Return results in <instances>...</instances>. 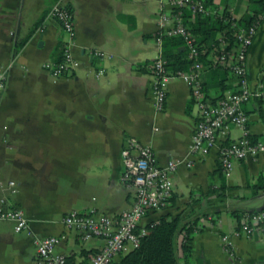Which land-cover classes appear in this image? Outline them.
<instances>
[{"label": "crops", "instance_id": "1", "mask_svg": "<svg viewBox=\"0 0 264 264\" xmlns=\"http://www.w3.org/2000/svg\"><path fill=\"white\" fill-rule=\"evenodd\" d=\"M56 3L75 12L72 51L80 61L75 74L60 78L44 68L57 61L59 41L67 40L49 17ZM213 4L228 6L238 19L259 7L256 0ZM44 13L37 31L15 53ZM173 22L171 9L159 0H0V64L8 67L7 89L0 96V199L21 206L29 221L28 229L17 232L15 222L0 219V264H34L35 240L61 234L66 238L56 251L69 255L72 264H89L103 240H80L63 219L72 210L117 215L132 206V189L122 179V150L129 138L150 145L161 165L172 159L193 162L172 175L170 205L148 219H159L162 211L200 218L194 264H264V227L238 235L236 215L264 209V181L259 179L264 155L238 160L224 173L219 148L207 156L191 154L198 108L182 78L170 81L164 110L154 105L150 66L162 51L157 33ZM214 43L205 42L202 55L204 90L212 101L234 90L236 80L231 71L208 63ZM92 50L104 56L94 57ZM247 68L251 87L264 90V16ZM244 108L249 134L264 140V97ZM229 132L228 142L243 134L237 126ZM10 180L18 184L15 192L8 188ZM76 243L85 246L79 250Z\"/></svg>", "mask_w": 264, "mask_h": 264}, {"label": "built area", "instance_id": "2", "mask_svg": "<svg viewBox=\"0 0 264 264\" xmlns=\"http://www.w3.org/2000/svg\"><path fill=\"white\" fill-rule=\"evenodd\" d=\"M159 2L163 8L171 9L174 22L164 32H158L160 34L157 39L161 44L163 34L183 36L191 67L189 70H173L160 52L150 66L154 74L155 107L160 111L164 110L170 81L174 78H182L189 85L192 98L198 108V119L190 144L191 154L207 156L213 149L219 148L218 159L224 173L233 170L238 160L264 155V140L252 142L248 138L249 117L244 108L253 98L264 97L262 85L257 89L251 87L247 68L249 49L260 23L257 22L246 28L233 15L235 18L233 25L238 28L234 51L227 50L228 39L222 33L218 35L217 42L214 43L211 65L231 70L236 80L235 89L214 102L208 99L203 86L202 76L207 67L202 60L204 49L190 32L183 15L185 10L193 16L214 15L220 13L222 9L208 7L204 0H159ZM49 17L59 23L67 35V40L64 41L60 60L48 61L44 63V68L55 78L73 75L80 66V61L72 51L76 33L75 12L68 5L56 3L52 6ZM90 54L99 58L104 56L101 50H92ZM99 73L102 74L103 70ZM7 84L8 67L0 64V96L6 91ZM231 126L241 128L243 134L225 144ZM122 155L125 166L122 179L132 189V206L117 215L101 213L95 208L87 212L72 210L63 219L67 229L78 232L80 240L87 241L91 238L103 240V244L89 264H112L125 253L138 248L142 238L149 232L148 225L158 220H149L148 217L166 209L171 203L174 192L172 175L183 164L193 165L191 161L186 163L180 159H172L167 165H161L155 158L153 148L136 138H129L126 141ZM17 185L15 180L8 182V188L13 192L16 191ZM0 219L15 222L17 232L29 228L24 209L11 203L7 197L0 199ZM263 227L264 210L246 212L240 220L238 235L251 233L254 229ZM65 238V234L37 238L34 264H71L69 255L56 251V247Z\"/></svg>", "mask_w": 264, "mask_h": 264}, {"label": "trees", "instance_id": "3", "mask_svg": "<svg viewBox=\"0 0 264 264\" xmlns=\"http://www.w3.org/2000/svg\"><path fill=\"white\" fill-rule=\"evenodd\" d=\"M54 1L57 2L58 0ZM204 1L208 7L219 9L214 6L213 0ZM256 1H258L259 7L253 9L251 12L245 13L239 18V23L246 28L257 22L260 23L262 20L261 16L263 17L264 15V0ZM45 15L47 14L44 13L30 28L28 34L16 44L14 49L15 53L19 52L34 35L39 25L44 20ZM183 17L185 23L189 26L190 32L201 47L209 40L217 42L218 35L222 33L229 42L227 50L234 51V47L237 45L235 34L238 28L233 25L235 18L228 6L223 7L220 13L214 15L197 14L193 16L189 11L185 10ZM159 34L160 33H157V36H159ZM161 39V52L163 57L168 60L171 69L189 70L191 67V60L188 58L187 48H183L185 47L183 36L163 34ZM63 48L64 41L60 40V53L57 60H60ZM208 63L211 64V62ZM216 68L223 67L218 66ZM224 69H226V71H231L227 68ZM222 97H224L223 94L215 98L214 102ZM248 138L252 142L260 139L251 134H248ZM228 143V140L225 141V144ZM259 179L264 181V173L260 174ZM184 213L185 211L175 216L171 214L162 215L157 221L148 225L149 232L142 238L138 248L125 253L120 259L112 262V264H194L192 258L193 242L195 233L201 229L199 225L200 218H188ZM243 214L236 215L241 220Z\"/></svg>", "mask_w": 264, "mask_h": 264}, {"label": "rangeland", "instance_id": "4", "mask_svg": "<svg viewBox=\"0 0 264 264\" xmlns=\"http://www.w3.org/2000/svg\"><path fill=\"white\" fill-rule=\"evenodd\" d=\"M225 1V0H224ZM65 36H66V34H65ZM5 117H3V119H4ZM163 212V215L164 214H168L169 212L167 211V212H165V211H162ZM171 214V213H170ZM87 242H88V240H87ZM83 245L85 246V244H82V243H76L75 244V246L77 247V249H79V250H81L82 248H83Z\"/></svg>", "mask_w": 264, "mask_h": 264}]
</instances>
